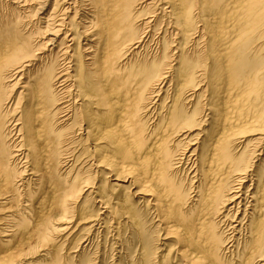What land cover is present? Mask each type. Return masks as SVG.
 <instances>
[{
    "label": "bare ground",
    "instance_id": "bare-ground-1",
    "mask_svg": "<svg viewBox=\"0 0 264 264\" xmlns=\"http://www.w3.org/2000/svg\"><path fill=\"white\" fill-rule=\"evenodd\" d=\"M259 31L264 0H0V205L48 187L67 229L91 198L96 214L80 219L128 224L141 244L135 264L157 252L141 224L152 210L179 264H264ZM27 222L0 214V241L13 244ZM85 252L80 242L54 264H90ZM21 258L9 263L36 264Z\"/></svg>",
    "mask_w": 264,
    "mask_h": 264
},
{
    "label": "rangeland",
    "instance_id": "rangeland-1",
    "mask_svg": "<svg viewBox=\"0 0 264 264\" xmlns=\"http://www.w3.org/2000/svg\"><path fill=\"white\" fill-rule=\"evenodd\" d=\"M51 7H52V2L47 7L48 12L50 11ZM165 28H166V26L161 28L160 31H162ZM158 35H159V33H158ZM160 35H161V33H160ZM258 36H259V38L257 37L258 38L257 40H259V41L255 40L256 43L258 44V48L254 50L255 53L253 51V55L255 57L256 56L259 57L262 60V62H264V32L259 31ZM262 47H263V49H262ZM260 67H259V69H260L259 76L264 74V71H262L263 68L262 67L260 68ZM162 85H163V88L164 87L167 88L169 83L166 81L163 84L159 85V87ZM8 89L11 90V88H7V91H8ZM21 90H22L21 86H19L16 89L13 88L12 89V96L17 97L18 93ZM258 90L261 91L260 94L262 95V93H263L262 89L258 88ZM171 91L172 90H170V92ZM163 96L164 95H162V97ZM258 109H260V110L257 111V113H256L257 116L252 115L250 113V115L249 114L243 115V117H241L240 120L241 121L243 120L242 122H247V121H252L254 119H257L255 117H258L260 115L258 113H261V110H263L264 108L263 109L258 108ZM247 115L251 116V117H248ZM244 117H247V118H244ZM244 120H246V121H244ZM261 122L262 121H259L258 124H260ZM263 122H264V118H263ZM262 136H263V138H262V140H260L258 142V145H259V143H260V145L257 146V148H264V134ZM254 144H256V143H254ZM196 145H198V144H196ZM200 146L199 147L202 148L203 145H200ZM193 147H195V146H193ZM253 147H254L253 145L250 146V148H253ZM78 149L79 148H75V150H78ZM187 165L189 166L190 164L189 163L187 164L186 162H184L182 164V166H181L182 171L181 170L179 171L180 177L178 178V181L181 183V185L184 188L188 187V185H189L188 182H190L189 176H191V174L189 173L190 171H189ZM93 168H90L91 170L86 171V173H85V174H87L86 176L90 177V179H93L95 182L97 181V179L101 180V178L98 175H95V176L90 175L91 171L93 172V170H92ZM94 170H96V169L94 168ZM186 174H188V177H189V178L187 177L188 180L185 178ZM191 181H192V179H191ZM194 181H196V180H194ZM194 184L196 185L197 183L194 182ZM250 184H251V181L248 179L245 183L244 190L248 189ZM26 185H28L27 187L31 188L33 184H31V182H30ZM107 186H108V182H107ZM0 192H1V188H0ZM53 192L54 191L49 189L48 187H44L39 191V193L31 194L30 197H28V198H30V199L32 198L31 199L32 201L30 202V200H29V203H28L25 188L23 187V190H20V192H19L20 195L18 197H16L13 200H10L9 201L10 203L8 202L7 204L4 205V207L0 205V210H1L0 214L4 213L6 210L20 211L26 216V219L28 221L26 223L27 226H28V224L30 225L28 227L26 226L25 229L28 228L27 230H24V231L22 230L21 233L19 234V236L18 235L16 236L15 242L13 244L7 246L0 241V252H1L0 256L3 255V252H5V249L7 250L8 247H9V249H12V251H13L12 252L13 253L12 258L6 259V260L0 259V261H1L0 264H10L9 260L11 261V260H14V258H19V257L21 258V256L22 257L24 256L23 257L24 259L21 258L22 261H25L26 259H28V260L32 259V260H35L36 264H37V262H39L41 264H54V262H55L54 258L58 257L59 255H60L59 257L66 258L67 252L71 251L73 249V247L78 248L80 242H81V247L83 246L86 249V252L84 254V260L91 262L90 264H135L134 262H136V259H138L139 252L141 251V249H140L141 244L138 242V238L136 237V232L128 224H126V223L124 224L123 222H120V224L118 223L116 225V223L113 222L111 219H110V221L109 220H103V223L100 222L101 224L97 221L95 223V225L92 226L91 229L89 228L90 229L89 230L87 228V226H88V224L86 222L87 219H85V220L82 219L83 221L80 219V215L82 216L81 218H83V217H86L90 214H92V215L96 214V211H94L95 210V207H94L95 203L93 202V200L91 198H88L84 202V206H85L84 209L80 210L79 214L78 213H76V215L74 214L72 221L69 222V226H67V229L66 228L64 229V226L66 227V224L65 223L61 224V222H55L56 217L53 214V210L51 208H49L50 207L49 204L51 203V200L54 197ZM29 204L31 206H29ZM139 204L141 205L142 203H139ZM24 205H27L28 208L24 209V207H25ZM97 206H98V204L96 205V207ZM244 207L245 206L242 204L241 209L239 210L238 217H240V218H242L241 217L243 215L242 210ZM4 208H6V209H4ZM101 210L103 211V208H101ZM82 211H83V213H82ZM88 212L90 214H87ZM155 213L156 212L151 210L148 213L143 214L142 219H141V224H142L144 233L147 234L148 238H151L153 245L157 249L156 254L153 256V264H161L162 260H164L162 264H179L178 260L175 257V253H176L175 250L178 247L177 246L178 244L176 243V239L173 236H168V237L166 236V232H165L166 230L163 228L164 225L163 226L161 225V223L157 219L158 217H156ZM28 216H30V217H28ZM44 217H46L47 219ZM104 221H106L107 223ZM142 221H143V223H142ZM46 224H47V226L45 228ZM108 224L111 226H109ZM104 225H105V227H104ZM7 226H9V224L3 223V227L5 229H7V228L9 229V227H7ZM40 226H41V228H40ZM114 227H115V229H114ZM36 228L38 229V231L36 230ZM73 229H75V230H73ZM41 233H45V234H47V236L43 239V235L45 236V234L42 235ZM238 233L239 232L235 233L236 235L234 233H231L232 235H230L231 236L230 240H232L231 244L234 246L235 249L232 248L231 251H233V252L228 251L226 253L227 258H230L231 254L235 255V252L237 251L236 247L238 246L237 244L239 241L242 240V239H240V236L243 237V235H240ZM36 234H39L38 239L40 242L36 238V236H35ZM43 240L46 243H44ZM11 246H12V248H11ZM13 248H14V250H13ZM240 250L241 249L238 248V252ZM20 253L23 255H21ZM57 254H59V255H57ZM16 255L18 257H14ZM163 258H165V259H163ZM17 261L12 262L11 264H13V263L14 264H18V263L23 264L22 262H19V260H17ZM260 264H263V262Z\"/></svg>",
    "mask_w": 264,
    "mask_h": 264
}]
</instances>
